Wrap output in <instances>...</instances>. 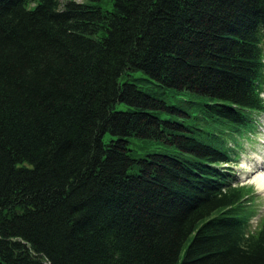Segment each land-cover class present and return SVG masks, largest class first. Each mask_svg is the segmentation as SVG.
I'll use <instances>...</instances> for the list:
<instances>
[{"label": "trees", "instance_id": "16d2710c", "mask_svg": "<svg viewBox=\"0 0 264 264\" xmlns=\"http://www.w3.org/2000/svg\"><path fill=\"white\" fill-rule=\"evenodd\" d=\"M111 2L0 0V264H264V0Z\"/></svg>", "mask_w": 264, "mask_h": 264}, {"label": "rangeland", "instance_id": "374dc122", "mask_svg": "<svg viewBox=\"0 0 264 264\" xmlns=\"http://www.w3.org/2000/svg\"><path fill=\"white\" fill-rule=\"evenodd\" d=\"M64 1V0H60ZM82 1V0H76ZM95 3L106 9L112 8L111 0H92ZM255 127L251 133L242 135L238 142V158L231 164L232 172L235 176L237 185L246 187L251 193L248 195L249 203L248 211L252 217L250 220L251 230H258L264 225V193L258 190L253 179L258 175L260 167L264 169V111L254 114ZM105 140L109 139L106 134ZM142 146H145L148 151H161L164 146L155 141L137 137H131L129 147L138 155H144L145 152Z\"/></svg>", "mask_w": 264, "mask_h": 264}, {"label": "bare ground", "instance_id": "6f19581e", "mask_svg": "<svg viewBox=\"0 0 264 264\" xmlns=\"http://www.w3.org/2000/svg\"><path fill=\"white\" fill-rule=\"evenodd\" d=\"M259 174L256 175L253 179L257 189L263 191L264 193V169L260 167V170L258 172Z\"/></svg>", "mask_w": 264, "mask_h": 264}, {"label": "clouds", "instance_id": "9594fccd", "mask_svg": "<svg viewBox=\"0 0 264 264\" xmlns=\"http://www.w3.org/2000/svg\"><path fill=\"white\" fill-rule=\"evenodd\" d=\"M259 190V189H258Z\"/></svg>", "mask_w": 264, "mask_h": 264}]
</instances>
